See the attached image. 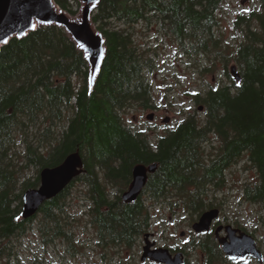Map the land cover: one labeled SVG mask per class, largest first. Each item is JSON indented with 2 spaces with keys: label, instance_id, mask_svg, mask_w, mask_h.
Returning a JSON list of instances; mask_svg holds the SVG:
<instances>
[{
  "label": "trees",
  "instance_id": "obj_1",
  "mask_svg": "<svg viewBox=\"0 0 264 264\" xmlns=\"http://www.w3.org/2000/svg\"><path fill=\"white\" fill-rule=\"evenodd\" d=\"M76 14V0H54ZM259 10L237 14L231 28L241 35L235 46L217 34L222 0H100L92 21L105 38L106 52L92 89L82 53L58 26H40L0 48V258L15 255L12 238L39 220L44 241L73 243L67 196L81 181L88 200V222L96 246L105 251L132 248L149 229L150 213L142 196L170 209L180 202L199 216L215 206L209 191L221 188L227 168L245 158L256 182L244 185L245 200L264 208V0ZM156 25L195 63L200 77L220 63L229 83L187 93L202 105L204 118L183 117L154 137L124 118L131 107L151 109L148 71L152 59L135 41L132 27ZM121 26V27H120ZM232 60L240 74L228 73ZM210 87V86H209ZM213 142L208 151L205 144ZM19 145V146H18ZM79 151L84 171L62 192L45 201L30 218L20 217L21 195L39 184V171ZM137 163H156L142 196L123 203L120 194ZM36 175L24 179L26 169ZM175 200V202L173 201ZM205 209V210H206ZM264 226V217L261 218ZM199 246L206 264L224 257L212 232ZM114 254V253H113ZM103 258L105 252L100 254ZM117 264H150L119 256Z\"/></svg>",
  "mask_w": 264,
  "mask_h": 264
},
{
  "label": "rangeland",
  "instance_id": "obj_2",
  "mask_svg": "<svg viewBox=\"0 0 264 264\" xmlns=\"http://www.w3.org/2000/svg\"><path fill=\"white\" fill-rule=\"evenodd\" d=\"M259 8L258 0H222L217 12L220 22L216 30L217 34L222 35L224 40L235 46V42L241 35L231 28L232 20L239 13H247L253 9L259 10ZM132 32L137 46L144 49L148 57L152 59V68L148 71L147 77L155 107L153 109L131 107L123 115L125 121L131 127L143 129L149 136L154 137L161 134L165 127L176 126L185 115H194L198 119H203V110L197 109V105L192 102L191 96L187 93L228 84L229 79L223 73L220 63L204 77H200L195 68L196 62H189L185 54L180 53L176 42L169 35L159 31L156 25L145 27L143 23H139L132 27ZM232 64L235 63L230 60L228 73ZM153 111L155 118L148 121L146 115ZM165 117H170V121L164 123ZM207 146L211 148L210 143ZM249 167L250 165L243 157L230 165L224 174L225 184L219 189L210 190L207 199L212 200L215 204L213 207L220 210L215 224L244 227L241 229L253 234L264 252V226L258 221L259 218L261 220L264 217V208L246 201L242 196L244 185L252 184L257 180L255 171ZM35 175L36 172L32 166L26 169L24 179ZM143 198L150 213L149 229L145 231L151 235L150 240L154 241L156 246L168 249L190 243V247L186 250L188 264H206V255L199 246L203 234H197L191 229L199 216L184 210L180 202L175 200H173L175 208L170 209L164 202L155 203L145 196ZM67 203L66 213L70 217L68 221L72 229L73 243L79 249L67 250V243L59 238L44 241L37 218L28 223L27 230L22 236L11 239L9 246H12L15 255L0 258V264H117L120 255L126 259L134 258L142 263L158 264L148 259L141 260L143 234L132 248L118 249V254L116 251H105L96 246L95 230L88 222L85 186L81 181L73 182L67 196ZM101 252H105L104 258L100 255ZM215 264L234 263L217 259Z\"/></svg>",
  "mask_w": 264,
  "mask_h": 264
},
{
  "label": "water",
  "instance_id": "obj_3",
  "mask_svg": "<svg viewBox=\"0 0 264 264\" xmlns=\"http://www.w3.org/2000/svg\"><path fill=\"white\" fill-rule=\"evenodd\" d=\"M76 1L79 3L77 13L71 15L60 8L54 0H0V48L10 39L22 38L40 26H58L82 53L88 68L87 84L89 89H92L106 52L105 38L92 21L100 0ZM229 73L235 81L240 80L236 65L230 66ZM198 109L201 110L202 106H198ZM153 117V112L146 115L147 120ZM169 120V117H165L163 122L167 123ZM156 168V163L133 165L131 181L122 192L121 201L123 203L135 201L142 193L148 175L154 173ZM83 171V160L79 151L69 153L56 166L41 168L39 185L22 192L21 218L32 217L45 201L62 192ZM218 215L219 209L215 207L203 211L192 224V230L196 233L209 231ZM222 229L224 236L219 235ZM214 235L228 259L244 261L247 257H252L259 263L263 262V254L250 234L227 224L215 228ZM149 236V233L144 235L142 261L148 259L158 264H184L181 252L172 255L167 248L154 247V242L149 240Z\"/></svg>",
  "mask_w": 264,
  "mask_h": 264
},
{
  "label": "flooded vegetation",
  "instance_id": "obj_4",
  "mask_svg": "<svg viewBox=\"0 0 264 264\" xmlns=\"http://www.w3.org/2000/svg\"><path fill=\"white\" fill-rule=\"evenodd\" d=\"M198 106L199 105H197V109H198ZM202 106V105H201ZM201 110H203V113H204V108H203V106H202V109ZM200 110V111H201ZM155 118V117H154ZM153 118V119H154ZM152 119V120H153ZM208 143H210L211 144V148H208V146H207V144H205V146H206V148L208 149V151H210V150H212V148H213V142L212 141H210V142H208ZM210 147V146H209ZM144 196V195H143ZM143 196H142V198H143ZM143 200H144V198H143ZM247 201V200H246ZM144 202H145V200H144ZM258 221H259V224H262L263 225V223L261 222V220H260V218L258 219ZM221 224L220 223H217V224H215V221L212 223V226H211V229H210V231L209 232H212L213 233V235H214V230H215V228L216 227H218V226H220ZM233 227H234V225H233ZM234 228H238V227H234ZM242 229H244V227H241ZM240 227L238 228V229H240V230H242ZM191 229H192V227H191ZM243 231V230H242ZM244 232H246V233H248V234H250L253 238H254V240H255V242H256V246H257V248L262 252V254H263V262L262 263H259L258 262V260L257 259H255V258H252V257H247L244 261H237V260H230V259H228L227 258V256L222 252V249H221V246H220V244L218 243V241H217V239H216V237H215V235H214V237H215V240H216V243H217V245H218V250H217V252H220L221 253V255L224 257L223 259H221V260H223V262H232V263H234V264H264V252L262 251V249L260 248V246H259V244H258V239L253 235V234H251L250 232H248V231H244ZM219 235L220 236H224L225 235V233H224V231H223V229L219 232ZM152 236H153V234H152ZM152 242H154V241H152ZM154 246L155 247H158V246H156V243L154 242ZM177 247H175V248H172V249H169V251H170V253L172 254V255H174L175 253H177V252H181L182 253V257H183V259H184V264H188V262H189V259H188V255H187V252H186V250L190 247V243H184L182 246H179V245H176ZM205 254V253H204Z\"/></svg>",
  "mask_w": 264,
  "mask_h": 264
},
{
  "label": "snow or ice",
  "instance_id": "obj_5",
  "mask_svg": "<svg viewBox=\"0 0 264 264\" xmlns=\"http://www.w3.org/2000/svg\"><path fill=\"white\" fill-rule=\"evenodd\" d=\"M5 43H6V41H5Z\"/></svg>",
  "mask_w": 264,
  "mask_h": 264
}]
</instances>
